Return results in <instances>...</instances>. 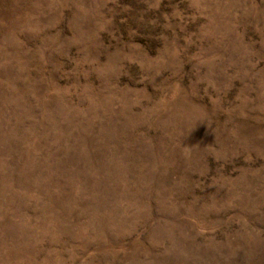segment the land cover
Returning a JSON list of instances; mask_svg holds the SVG:
<instances>
[{
    "label": "rangeland",
    "instance_id": "1",
    "mask_svg": "<svg viewBox=\"0 0 264 264\" xmlns=\"http://www.w3.org/2000/svg\"><path fill=\"white\" fill-rule=\"evenodd\" d=\"M0 264H264V0H0Z\"/></svg>",
    "mask_w": 264,
    "mask_h": 264
}]
</instances>
